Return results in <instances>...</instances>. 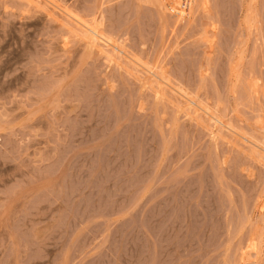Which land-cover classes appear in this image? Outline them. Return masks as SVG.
Instances as JSON below:
<instances>
[{
  "label": "rangeland",
  "instance_id": "rangeland-1",
  "mask_svg": "<svg viewBox=\"0 0 264 264\" xmlns=\"http://www.w3.org/2000/svg\"><path fill=\"white\" fill-rule=\"evenodd\" d=\"M35 1L0 0V264H264V0Z\"/></svg>",
  "mask_w": 264,
  "mask_h": 264
},
{
  "label": "bare ground",
  "instance_id": "bare-ground-1",
  "mask_svg": "<svg viewBox=\"0 0 264 264\" xmlns=\"http://www.w3.org/2000/svg\"><path fill=\"white\" fill-rule=\"evenodd\" d=\"M27 1L28 2H36L35 0H27ZM195 2H196V0H189L188 3H187V5H185V4H183L182 0H166V7L168 9V12L172 13L176 17H180V18L181 17H187L188 16V13L194 7ZM87 27H89V26H87ZM89 29H90V32L88 31ZM89 29L86 28V31H88L89 33H91V39L89 38L88 40H97V39H99V37H101V38L103 37L102 33L98 31V28H96V27L95 28L94 27L92 28L90 26ZM88 32H87V34H88ZM87 36H89V35H87ZM103 38H105V37H103ZM89 42H91V41H89Z\"/></svg>",
  "mask_w": 264,
  "mask_h": 264
},
{
  "label": "built area",
  "instance_id": "built-area-1",
  "mask_svg": "<svg viewBox=\"0 0 264 264\" xmlns=\"http://www.w3.org/2000/svg\"><path fill=\"white\" fill-rule=\"evenodd\" d=\"M189 0H182L183 4L187 5Z\"/></svg>",
  "mask_w": 264,
  "mask_h": 264
}]
</instances>
